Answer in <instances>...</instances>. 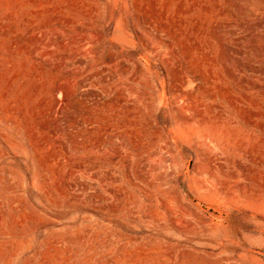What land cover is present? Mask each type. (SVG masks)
Returning <instances> with one entry per match:
<instances>
[{"label":"rangeland","instance_id":"1","mask_svg":"<svg viewBox=\"0 0 264 264\" xmlns=\"http://www.w3.org/2000/svg\"><path fill=\"white\" fill-rule=\"evenodd\" d=\"M0 264H264V0H0Z\"/></svg>","mask_w":264,"mask_h":264},{"label":"bare ground","instance_id":"2","mask_svg":"<svg viewBox=\"0 0 264 264\" xmlns=\"http://www.w3.org/2000/svg\"><path fill=\"white\" fill-rule=\"evenodd\" d=\"M57 89L59 90V88H57ZM57 89H56V90H57ZM60 92H61V91H60ZM57 93H58V92H57Z\"/></svg>","mask_w":264,"mask_h":264}]
</instances>
